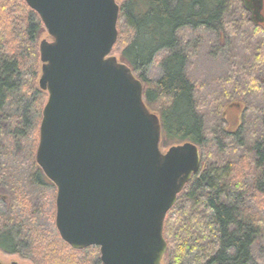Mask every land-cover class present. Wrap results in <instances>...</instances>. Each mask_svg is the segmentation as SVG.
Returning a JSON list of instances; mask_svg holds the SVG:
<instances>
[{
	"label": "trees",
	"instance_id": "obj_1",
	"mask_svg": "<svg viewBox=\"0 0 264 264\" xmlns=\"http://www.w3.org/2000/svg\"><path fill=\"white\" fill-rule=\"evenodd\" d=\"M120 2L119 36L114 51L142 81L145 102L160 118L161 148L192 142L203 156L200 171L193 175L167 214L164 237L168 249L163 264H251L252 248L264 218L256 213H264V104L248 107L239 132L224 129V116L222 130L218 134L212 132L195 97L196 85L186 71L188 57L182 47L183 32L209 30L227 42L236 36L235 30L224 22L227 0ZM240 3L251 13L249 23L258 29L261 25L245 0ZM19 6L21 13L27 12L10 17L13 25H20L19 39L17 34L0 30V187L9 197L7 210L0 209V248L18 253L20 240L26 238L34 260L44 264H87L86 256L99 248L73 249L59 233L58 245L49 232L40 228L36 212L42 213V206L34 208L27 195L15 191L14 167L1 160L2 155H9L18 135L28 125V119L13 110L12 102L34 96L38 116L31 128L36 133L37 151L42 112L48 99V93L38 85L42 74L38 40L45 26L26 0H20ZM256 46L248 48L253 47L259 56L262 50L258 52ZM161 52H168L161 62L162 74L152 80L148 69ZM259 74L254 75L255 87L264 94V77ZM210 142L216 145L220 156L223 154L222 159H210L205 151ZM34 162L38 166L35 183L55 186L37 160ZM85 252L89 253L80 259Z\"/></svg>",
	"mask_w": 264,
	"mask_h": 264
},
{
	"label": "water",
	"instance_id": "obj_2",
	"mask_svg": "<svg viewBox=\"0 0 264 264\" xmlns=\"http://www.w3.org/2000/svg\"><path fill=\"white\" fill-rule=\"evenodd\" d=\"M118 1L26 0L52 37L40 43L48 99L36 160L57 188L56 226L73 249L99 247L103 264H163L167 214L202 155L192 142L162 151L142 81L113 55Z\"/></svg>",
	"mask_w": 264,
	"mask_h": 264
},
{
	"label": "rangeland",
	"instance_id": "obj_3",
	"mask_svg": "<svg viewBox=\"0 0 264 264\" xmlns=\"http://www.w3.org/2000/svg\"><path fill=\"white\" fill-rule=\"evenodd\" d=\"M19 5L20 0L0 1V30L5 33L17 34L18 39L22 33L20 25H13L10 17L13 14L19 16L27 12L23 10L21 13ZM262 13L264 16V7ZM250 21L251 13L248 9L242 8L240 0H227L224 22L228 28L235 30V37L227 42L218 39L209 30L182 33V47L185 48L184 52L188 57L186 71L195 82V97L203 112L207 128L217 134L222 130L223 116L226 121L224 129L231 133H237L241 129L242 119L246 115L248 107L264 104V94L255 87L257 84L255 76L260 73L259 76L264 77V50L262 49L264 21L258 29H254L253 24L249 23ZM251 34L253 35L251 36ZM43 40H52L45 27L38 40L39 51L40 43ZM249 45H257L258 52L262 50L261 54L256 56L253 47L248 48ZM113 55L121 59L119 52L113 51ZM167 55L168 52L159 53L154 63L149 67L148 76L152 80H157L161 76V62ZM229 99L232 101L226 102ZM33 100L34 96L30 95L22 102H12L11 107L15 108L13 110L26 117L28 125L23 133L18 135L16 145H12L11 151L8 152L9 155H2L1 160L14 167L15 183L17 184L15 191L27 195L34 208L42 206L43 212H36L40 228L49 232L51 238L53 237L60 245L55 218L57 188L53 185L45 186L35 183L38 179V166L34 162L37 152L34 148L36 133L31 128V124L37 119L38 112L35 111ZM220 110L224 113L222 114ZM168 149L162 148V151L165 152ZM205 151L209 154L210 159L220 160L223 157V154L219 155L218 148L212 142L207 145ZM6 195H8L7 191L0 187V209L2 211L7 210L9 197ZM256 208L258 210L257 205ZM256 213L260 218H263L262 210H258ZM29 243L28 239H21L19 242L20 251L13 254L0 248V264H44L41 260L32 258ZM85 253V255L81 254L79 258L84 259L89 252ZM86 257L87 264H103L100 248L99 251H90ZM251 264H264V218L261 222L259 237L252 248Z\"/></svg>",
	"mask_w": 264,
	"mask_h": 264
},
{
	"label": "flooded vegetation",
	"instance_id": "obj_4",
	"mask_svg": "<svg viewBox=\"0 0 264 264\" xmlns=\"http://www.w3.org/2000/svg\"><path fill=\"white\" fill-rule=\"evenodd\" d=\"M245 2L248 8H250V10L252 11L253 17L257 19V21H259L258 25H263L264 16H263L262 11H263L264 5L260 9L259 6L256 5L255 0H245Z\"/></svg>",
	"mask_w": 264,
	"mask_h": 264
}]
</instances>
